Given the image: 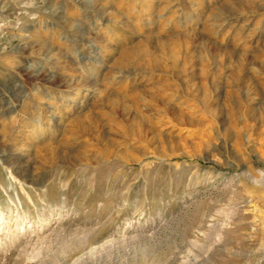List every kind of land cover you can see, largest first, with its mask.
I'll use <instances>...</instances> for the list:
<instances>
[{
    "label": "rangeland",
    "instance_id": "obj_1",
    "mask_svg": "<svg viewBox=\"0 0 264 264\" xmlns=\"http://www.w3.org/2000/svg\"><path fill=\"white\" fill-rule=\"evenodd\" d=\"M82 1L0 0V264H264V72L262 85L250 65L235 76L229 59L201 49L224 38L222 46L237 45L250 60L264 55V0H177L171 10L160 9L163 0L147 9L142 0ZM222 14V30H202ZM158 37L189 46L179 48L169 79L181 107L200 120L183 128L195 145L165 141L163 158L152 133L135 138L120 116L162 75L128 74L129 65L118 64L124 53L136 61L139 46L156 47ZM79 100L113 122L123 134L117 145L146 156L123 162L108 140L72 139ZM151 108L142 113L154 124ZM89 143L108 159L79 164ZM21 144L30 154L18 159Z\"/></svg>",
    "mask_w": 264,
    "mask_h": 264
},
{
    "label": "bare ground",
    "instance_id": "obj_2",
    "mask_svg": "<svg viewBox=\"0 0 264 264\" xmlns=\"http://www.w3.org/2000/svg\"><path fill=\"white\" fill-rule=\"evenodd\" d=\"M87 1V0H86ZM164 2L162 3V5L160 6V9H166V10H171L173 9V6H177V0H163ZM191 1V3L195 4V1L196 0H189V2ZM252 2H254V0H251ZM142 4V6L144 8H149V6H151L152 4V0H142L140 1ZM81 3H84L82 0H81ZM161 4V3H160ZM246 4V3H245ZM140 5V6H141ZM137 6V5H136ZM139 6V5H138ZM158 6V8H159ZM253 6V5H252ZM103 7H106L105 6V3H100L98 7H96V9L100 10L98 12L100 18L101 17H105L104 15L107 13H104V8ZM134 7H135V4H134ZM250 7V6H249ZM236 8V7H235ZM133 9V7H132ZM252 9V8H251ZM241 11V10H240ZM98 16V17H99ZM61 18H62V21L65 23V25H69L71 20L66 17V15L62 14L61 15ZM227 20V16L226 15H216L214 17L213 20H211L208 24L204 23L201 25V28L202 30H206V31H210L211 27H209L208 25H212L214 26V24H217L218 26L221 25V30L223 29V26H224V23L225 21ZM197 22V21H195ZM193 23L195 24L194 28L196 27V25L198 26V23ZM209 27V28H208ZM58 28V27H57ZM197 29V27H196ZM68 31H71V30H68ZM194 32V31H193ZM213 32V34L217 35L218 33V30H215V31H211ZM72 33V32H71ZM70 34V32L68 33ZM192 34L194 33H191L190 36H192ZM197 34V33H196ZM222 34V33H221ZM226 33H224L225 35ZM71 35H74V33H72ZM222 36V35H221ZM201 36H199V39H200ZM215 37V36H214ZM213 37V38H214ZM198 38V37H197ZM196 38V39H197ZM217 38H218V35H217ZM204 39V37H203ZM211 39V38H210ZM233 40L235 41H238L239 38L234 35L232 37ZM147 40V39H145ZM177 39L175 38V41ZM183 40V39H182ZM202 40V39H201ZM222 41H224L225 39L222 38L220 39L219 41H203V44H202V47L201 49L204 47L205 48V51L206 53H209V54H213L215 55H218L220 56V59L221 61L224 59H229L233 66H232V71L234 73L235 76H238L242 73L243 69L244 68H247L246 66H249L247 69H250V72L252 74V76H254L256 79H258V83H260L262 85V73L264 72V55H259L257 57V59L255 60H250L249 59V56H248V53L246 51H241V50H238L236 49L237 45L232 48L230 47H227V46H222ZM191 41V40H190ZM196 41V40H195ZM200 41V40H199ZM146 42V41H145ZM167 42V41H166ZM184 42H189L188 40L185 39ZM207 42V43H206ZM221 42V44H220ZM152 43V42H151ZM180 43H183V42H173V43H165L163 41V38H162V41L161 39H159V37L156 39V47L155 46H152V47H149V46H145L144 48H142L143 46H139V50H134L136 51L137 55V59L136 61H129L130 59V56L133 55V53L131 54L129 52V54H131L130 56L126 53H124V59L122 61V63L120 62L118 65L120 64H123V66H128L129 65V69L128 70H131V72H128L127 70H124L125 73H137L138 71H145L146 73H148L149 75H153V76H158L159 75H162V78L160 79L159 83L155 86H151L148 92V90L146 91V94L145 92L143 94H145L144 96H138L140 99H135L133 100V103L131 104V108H128L129 105L127 107H123L122 109V112L120 113L122 116L121 118H124V119H127V124H128V127H130V133L132 135H134L135 138H142L143 137V133L145 134V132H150L152 133L153 135V138L155 141L158 142V145L156 147V155L157 157H168L169 154L167 153V151L165 150V148L163 147V143L166 141L168 142H173L175 141L176 139L177 140H180V139H183V138H186L188 139V142L191 144V145H195L194 144V141L190 138H188L184 132H183V128L186 126V125H195L197 123H199L198 119L195 118L192 114H191V111L188 109V108H184V107H181V104H184V100H177V97L175 99V95L173 94V85H172V81L173 80H170V75L173 74V70H174V67H175V64L176 62L178 61L179 59V56L178 55H182L181 51L180 53L181 54H178L179 52V48H181V50L185 47H189V46H184ZM190 43V42H189ZM225 43V42H224ZM236 43V42H235ZM146 44V43H145ZM185 44V43H184ZM197 44V43H196ZM199 44V42H198ZM233 44V43H232ZM43 45V44H41ZM45 45V44H44ZM154 45V44H153ZM182 45V46H181ZM235 45V44H234ZM151 46V45H150ZM194 46V45H193ZM240 46H243L242 44H240ZM183 47V48H182ZM200 47V45H199ZM51 48V45L50 46H45V49H50ZM137 48V47H135ZM244 48V47H243ZM53 49V48H52ZM199 49V48H198ZM46 50V51H47ZM188 50V49H187ZM185 50V51H187ZM204 50V49H203ZM125 51V50H124ZM30 52V51H29ZM126 52H127V49H126ZM135 53V52H134ZM262 53V52H261ZM183 54H187V52L183 53ZM202 54V53H201ZM98 55V54H97ZM204 55V54H203ZM207 55V54H205ZM215 55V56H216ZM27 56V55H26ZM29 56V55H28ZM122 56V55H121ZM135 56V55H134ZM133 56V59L135 58ZM165 56H168L167 58H169V60H166L165 59ZM185 58V57H184ZM223 58V59H222ZM132 59V58H131ZM182 61L184 59H181ZM189 60V59H188ZM201 60H204L201 59ZM228 60V61H229ZM185 61V60H184ZM194 61V60H192ZM187 62V60L185 61ZM205 62V60H204ZM125 63V64H124ZM182 63V62H181ZM218 63V62H217ZM222 63V62H221ZM188 64V63H186ZM180 66V65H179ZM184 66V65H183ZM188 68L187 71L189 70L190 72H193L195 70V66H193L192 64H188L187 65ZM201 67L197 69L200 71V72H204L205 71V66L204 65H200ZM182 67V66H181ZM181 67L179 69H181ZM125 69V68H123ZM177 69V68H176ZM185 69V68H184ZM142 71V72H143ZM186 71V70H185ZM42 72V71H41ZM175 72V71H174ZM183 72V71H182ZM189 72V73H190ZM213 72V71H212ZM121 73V72H120ZM124 73V74H125ZM184 73V72H183ZM199 74V72H197ZM195 74V73H194ZM35 75V74H34ZM46 75V73H45ZM191 75V74H190ZM204 75V74H203ZM206 75V74H205ZM232 75V73H231ZM178 76V75H177ZM43 77V76H42ZM185 77V75H184ZM244 77V76H243ZM192 78V77H191ZM190 78V80H191ZM173 79V78H172ZM201 79V78H200ZM83 80V79H82ZM232 80V78H231ZM230 81V80H229ZM235 82V81H234ZM233 82V83H234ZM232 83V85H233ZM231 85V83H229ZM248 85V84H247ZM66 87H70L69 85L66 86ZM178 88V86H176ZM244 87V86H243ZM251 86H249L250 88ZM185 88V87H184ZM192 88V87H191ZM242 88V87H241ZM248 88V90H249ZM254 92H255V95H259V92L257 90V86L256 84H253L252 87H251ZM78 89V88H77ZM86 89H90V87H86ZM175 90V89H174ZM207 90V89H206ZM203 91L204 93L201 95V101L203 102V104H207L206 102L210 99L209 96H210V91ZM77 91V90H76ZM228 91V90H227ZM264 91V90H262ZM85 92V91H84ZM78 93V92H77ZM190 93V92H189ZM262 93V92H261ZM263 94V93H262ZM84 95V93H83ZM249 95V94H248ZM108 96V95H107ZM106 96V98H107ZM234 96V95H233ZM109 97V96H108ZM239 97V96H238ZM246 97V96H245ZM74 98V97H73ZM72 98V99H73ZM179 98V97H178ZM251 98V97H250ZM110 99V98H109ZM180 99V98H179ZM196 99V98H195ZM235 99V98H234ZM75 100V99H74ZM80 101V100H79ZM82 101V100H81ZM80 101V102H81ZM113 101L115 102V100L113 99ZM141 101H144L145 105L141 103ZM113 102V103H114ZM74 103V102H73ZM188 103V102H187ZM230 103V102H229ZM233 103V102H232ZM227 104V103H226ZM57 105V104H56ZM85 104L84 103H80L79 106V110L82 112V114H80V116H78L77 118L75 117L74 118V121L72 120L71 121V125L72 127H74V132L73 134L71 135V138L72 139H76L78 137H81L82 134H87L89 135L90 137H92L93 139H95L97 142H107L105 140H108L109 144H111L112 146L114 145L115 146V149H111L109 150L110 153H113L114 154V157H117L119 158L121 161L123 162H128V163H136V162H139L140 160V156H146V152H145V149L141 151L140 156L137 155V152H135L134 150H128L125 146H121V145H117L116 144V135L120 136L121 135V138H123V134L119 133L118 131L114 130L112 127L113 125V122L111 121H107V122H103L101 120V118H103V113L99 112L95 114V111H88V108L86 106H84ZM117 105V104H115ZM148 105V107H152L151 109L153 110V113L155 115V123L153 124L150 120L148 121L146 118H144V115L142 113V110H148V107L146 106ZM187 105V104H186ZM204 105V106H205ZM213 105V104H212ZM185 106V105H183ZM188 106V105H187ZM186 106V107H187ZM228 106V105H227ZM57 107V106H55ZM208 107V106H207ZM77 108V107H76ZM116 108V106L114 107ZM96 110V109H95ZM190 112H189V111ZM112 111V110H110ZM109 111V112H110ZM118 111V110H117ZM112 113V112H111ZM110 113V114H111ZM115 113V111H114ZM149 113V112H148ZM62 114V113H61ZM113 114V113H112ZM150 114V113H149ZM148 114V115H149ZM107 116L109 115L108 113L106 114ZM115 114L111 115V116H108L110 120H112L113 118H115L114 116ZM239 115V114H238ZM153 116V115H151ZM150 116V117H151ZM113 117V118H112ZM60 118L62 120H65L67 119V116L62 114L60 116ZM222 119V118H221ZM71 120V119H70ZM115 120V119H113ZM124 121V120H123ZM172 121H175V122H172ZM69 122V121H68ZM67 122V123H68ZM171 123H174L178 128H177V133L176 134H173L172 133V130L171 128H169V125ZM66 124V123H65ZM123 125V124H122ZM121 125V126H122ZM174 126V125H172ZM105 128H107L106 131ZM176 128V127H175ZM41 130V128L38 129V127H35L34 128V133L35 135L37 134L39 138H46L44 137L45 134L41 135V133L39 132ZM43 130V129H42ZM41 130V131H42ZM65 130V129H64ZM63 131V129H62ZM123 131V130H122ZM44 132V130H43ZM69 132V131H68ZM106 132V134H105ZM120 134V135H119ZM131 135V136H132ZM85 136V135H84ZM150 136V135H149ZM69 137V136H68ZM145 137V135H144ZM87 141V140H86ZM91 141V140H90ZM89 142V141H88ZM179 142V141H178ZM183 143V142H182ZM7 144V143H6ZM89 147L86 148V151L82 152V156L81 157H78L77 155V159L79 160V164H82V165H87V164H90V163H96V162H99V161H102L104 158H107V156L103 155L102 153H99L97 152V150L94 149V146L95 144L93 143H89ZM166 144V143H165ZM171 144V143H170ZM177 144V143H176ZM123 145V144H122ZM177 146V145H176ZM16 147V146H14ZM27 148L29 147V145H19L18 148H15V151L18 150L14 155L18 158V159H21L23 156L24 157H28L29 156V152L30 150H27V151H23L24 148ZM106 147V146H105ZM3 149V148H2ZM28 149V148H27ZM66 149V148H65ZM6 150V149H4ZM61 150V149H60ZM73 150V149H72ZM1 151V150H0ZM62 154H65V150L62 149ZM154 151V150H153ZM187 151V150H186ZM182 147L179 148V153L180 154H184V155H188V153L186 152ZM60 152V151H59ZM4 153V152H2ZM7 153V152H6ZM57 153V152H56ZM69 153V151H68ZM75 153V151H74ZM110 153L106 152L107 155H111ZM177 153V152H176ZM79 154V152H78ZM155 154V152H154ZM9 155V154H8ZM13 155V154H12ZM66 155V154H65ZM70 155V154H69ZM197 155V154H196ZM67 156V155H66ZM8 159H12L10 156ZM108 159V158H107ZM81 160V161H80ZM106 160V159H105ZM8 161V160H7ZM11 162V161H10ZM10 164V163H9ZM9 166V165H8Z\"/></svg>",
    "mask_w": 264,
    "mask_h": 264
}]
</instances>
